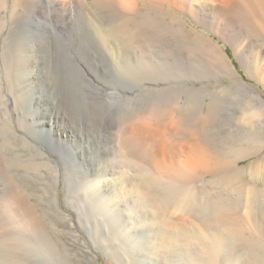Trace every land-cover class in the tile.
Returning <instances> with one entry per match:
<instances>
[{
	"label": "bare ground",
	"instance_id": "1",
	"mask_svg": "<svg viewBox=\"0 0 264 264\" xmlns=\"http://www.w3.org/2000/svg\"><path fill=\"white\" fill-rule=\"evenodd\" d=\"M144 1L0 0V174L18 172L7 166L2 148L33 158L48 188L62 187L64 206L75 218L64 215V222L78 225L115 264H256V250L264 247L263 196L250 184L256 161L246 169L240 162L245 151L264 144V131L256 139L264 100L241 81L229 91L223 85L221 92L242 91L248 103L220 124L215 91L209 103L187 98V107H208H201L200 125L217 128L209 138L202 126L186 129L172 107L155 121L138 120L135 141L151 143L159 157L150 171L131 167L139 157L126 153L120 119L145 101V93L166 84V78L145 77L147 71L163 69L171 79L172 71L177 80L236 75L212 40L195 31L200 41L193 44L175 28L182 18L160 20L170 15L165 4L197 24L223 25L227 34L220 37L264 83V0H151L153 8L143 12ZM243 115L248 124L238 122ZM257 163L264 173V155ZM204 174L214 178L198 181ZM12 198V212L20 213L16 223L34 238L16 244L17 262L62 264V250L49 248L52 239L43 231L29 229L25 210Z\"/></svg>",
	"mask_w": 264,
	"mask_h": 264
},
{
	"label": "rangeland",
	"instance_id": "2",
	"mask_svg": "<svg viewBox=\"0 0 264 264\" xmlns=\"http://www.w3.org/2000/svg\"><path fill=\"white\" fill-rule=\"evenodd\" d=\"M153 6L154 4L151 0L140 2V7L142 8L143 12H145L147 8H153ZM163 7L166 12L170 13V15L166 13L167 16L165 15L160 17V20H164L163 22L173 24L174 17L172 16V14L177 15L179 18H182L184 23L180 22V24H177V26L175 25V28L178 30V28L181 27L180 30H182L185 37L193 44H196L198 41H200L198 36L195 34V31L212 40L216 45L222 48L225 55L230 58L231 64L236 70V75H234L233 77L225 75L221 78L214 79L213 75L207 74L208 76H200V79L196 77V80L193 79V76H189L188 80H177L175 78V75L177 74L170 71V75H173L172 77L174 78H172V80L171 77L168 76V72H164L165 70L163 71V69L160 73L157 72V75L155 73L156 71H147V74L145 73V77L147 78L155 79L156 77H159L164 80L166 78L167 82L160 88V91L158 93H145V101L138 102L135 105H132L133 107L130 106L128 110L123 114L124 117L121 116L120 119L121 124H124L126 126H124V128L122 126L121 128L123 132H120L121 134L123 133L122 136L126 142V153L133 154L132 152H134L135 154L133 155L137 154V156L139 157L138 162H136V164L133 163V165L131 164V167L141 169L142 171H150L152 168H154L155 166L153 162L158 160L159 157L157 156L156 152L153 151V148L149 146V144L151 145V143H145L144 146H138L137 142L135 141L137 135L136 129L133 127V125L138 120L155 121L158 117H162L168 114L170 115L168 108L172 107L176 109L175 115L177 117L184 118V123L186 122L184 126L186 129L194 131L198 129L201 130L203 127L201 132L202 135L209 138L216 133L217 128L211 126L210 124L209 126L208 124L200 125L201 107H204V110L206 112L208 110V107L206 105H203L201 107H187L185 105V101L187 100V98L198 97L201 99V97H203L205 98V102L209 103L212 100L209 92L215 91L216 95L214 96V101L219 113H217V122L220 124L224 119L229 118L231 111L240 112L239 108L245 107L248 103V98L242 91H232L228 93L220 91V89L224 86L228 87L226 91L231 90L230 85L234 80L245 83L248 88L253 89L255 94L264 100V83L259 81L255 76H252L248 72V70H246L245 67L241 65V63L236 58L232 47L221 38L226 36L227 34L223 25L208 24L209 26H207L197 24L187 14L173 8L169 4H165ZM246 24L248 25L249 29L251 28L250 30H252L253 33L256 32L251 23L247 22ZM216 32L219 33V36L216 34ZM165 34H167L165 30L161 31V35ZM165 73H167L168 75ZM165 75L167 76L165 77ZM141 87H144V85H141ZM35 92L37 91L35 90ZM32 103H34L33 107L36 110H44V105L39 104L33 99ZM9 105L11 107L12 102H10ZM182 112L185 113V115L182 114ZM241 118L242 119L238 120V122L248 124L249 121H247V115H243ZM259 131H264L263 123L256 125V139H259L260 137L258 135ZM20 134L23 133L20 132ZM3 141L4 140L2 138L0 140V145H3ZM2 150L7 166L9 165V161L11 164H14L13 166L18 170V172L11 171V169L8 168L6 170V175L3 174L4 172L2 173L3 175L0 174V264H19L17 262V257L14 256L16 252V244L34 242V238L32 237L33 234L28 233L31 231H29L24 225L22 229V225L16 223L19 222L18 219L20 218V213L16 211L19 215L18 216L16 215L17 213L12 212V210L15 212V209L11 207V203L15 202H12V200H14V198H12L14 194L16 199L18 200L17 205H20L25 210L26 216L31 222L30 228L29 226L27 227L29 229L35 230V232L43 231L46 236L52 239L50 241L51 243L49 242V248L52 249L53 245H55L62 250V264H115L114 260L110 258L106 252L96 248L91 243L88 236L78 225L69 226L64 222V215L71 220H75V218L73 215L70 216V212L64 206L63 196L65 194L62 191V187L60 186L58 190H54L50 187L49 189L45 183V179L39 172V166L37 165V162L30 156H24L20 150L13 149L12 146H9V148L7 149L2 148ZM262 155H264V144H260L259 147L256 148V152L245 151L246 157L243 161L240 162V164L244 165L246 169L250 166L255 165L254 162L256 161V181L253 182V180H250V184H256V191H261L260 193L263 196L262 203L264 205V173H262L263 171L260 169L257 163L258 159L262 158ZM213 178V175L204 174V176L198 178V181H208ZM164 181L172 183H187L172 179H165ZM13 192L14 194L12 195L11 193ZM55 197L57 198V200L55 199ZM8 198L10 199V203L9 200L6 201ZM7 205L9 206V208ZM257 215L261 214L257 212ZM261 221L263 222L264 218H261ZM6 231L11 232V234L2 233ZM12 234L15 236H13ZM256 254L258 255L256 264L259 262V264H264V247L258 248L256 250ZM22 256L23 255H21L20 257ZM244 258L247 259L244 260ZM244 258L243 262H247V260L250 259V257ZM53 261L55 262L54 253Z\"/></svg>",
	"mask_w": 264,
	"mask_h": 264
},
{
	"label": "clouds",
	"instance_id": "3",
	"mask_svg": "<svg viewBox=\"0 0 264 264\" xmlns=\"http://www.w3.org/2000/svg\"><path fill=\"white\" fill-rule=\"evenodd\" d=\"M41 264H46V262H43V261H42Z\"/></svg>",
	"mask_w": 264,
	"mask_h": 264
}]
</instances>
